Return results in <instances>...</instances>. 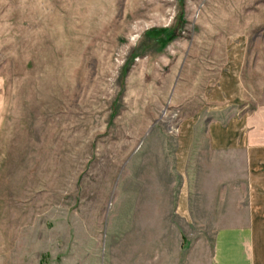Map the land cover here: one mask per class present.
<instances>
[{"label":"rangeland","instance_id":"1","mask_svg":"<svg viewBox=\"0 0 264 264\" xmlns=\"http://www.w3.org/2000/svg\"><path fill=\"white\" fill-rule=\"evenodd\" d=\"M234 56L264 105V0H0V264H213L175 164Z\"/></svg>","mask_w":264,"mask_h":264},{"label":"crops","instance_id":"2","mask_svg":"<svg viewBox=\"0 0 264 264\" xmlns=\"http://www.w3.org/2000/svg\"><path fill=\"white\" fill-rule=\"evenodd\" d=\"M239 58L228 59L223 80L210 91L213 103L227 106L214 111L205 127L191 132L205 139L194 145L195 161L184 138L175 164L187 180L194 177L196 184L210 186L205 190L218 202L216 215L228 217V226L217 229L213 264H264V105L257 107L256 102L252 108L245 98L242 90L249 87L240 80ZM189 134L184 128L182 136ZM202 145L205 154L198 152Z\"/></svg>","mask_w":264,"mask_h":264}]
</instances>
